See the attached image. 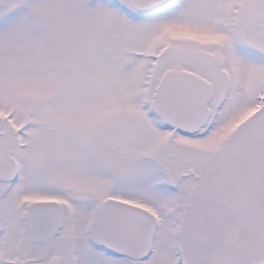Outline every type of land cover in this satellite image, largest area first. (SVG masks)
<instances>
[{
	"label": "rangeland",
	"instance_id": "rangeland-1",
	"mask_svg": "<svg viewBox=\"0 0 264 264\" xmlns=\"http://www.w3.org/2000/svg\"><path fill=\"white\" fill-rule=\"evenodd\" d=\"M176 72L206 88L194 131L173 132L156 112ZM261 105L264 0H182L147 18L134 0H0V112L27 118L50 151L43 169L28 145L32 163L21 151L20 178L3 190L0 264H187L198 184ZM55 166L63 194L45 182ZM190 169L197 175L183 177ZM55 195L61 229L35 245L17 202ZM106 198L156 217L146 259L113 255L94 240Z\"/></svg>",
	"mask_w": 264,
	"mask_h": 264
},
{
	"label": "water",
	"instance_id": "water-1",
	"mask_svg": "<svg viewBox=\"0 0 264 264\" xmlns=\"http://www.w3.org/2000/svg\"><path fill=\"white\" fill-rule=\"evenodd\" d=\"M175 1L151 0L143 12L153 13ZM134 3L141 6L142 0ZM204 111L202 81L183 73L172 74L157 102L161 119L178 131H191L202 121ZM2 172L1 164L0 179H13L15 174L5 176ZM55 205L44 202L32 206L29 221L36 242L52 237L58 221ZM156 226V217L147 209L108 198L92 234L112 254L143 260L152 251ZM186 251L187 264L264 263V105L228 137L199 184L188 214Z\"/></svg>",
	"mask_w": 264,
	"mask_h": 264
},
{
	"label": "flooded vegetation",
	"instance_id": "flooded-vegetation-1",
	"mask_svg": "<svg viewBox=\"0 0 264 264\" xmlns=\"http://www.w3.org/2000/svg\"><path fill=\"white\" fill-rule=\"evenodd\" d=\"M148 2H146L145 0H142L141 6H138L134 3L136 9L140 10L142 17L147 18L150 15H152L153 13L161 12V10H164L166 8H169L172 6L177 7L178 5H180L182 0H176L172 5H169L163 9L157 10V11L153 12L152 14H150V13L144 14L143 9L148 4ZM254 18H256V16ZM176 73H182V72H176ZM203 85H204V83H203ZM204 95H205V108H206V88H205V85H204ZM204 115H205V111H204ZM203 118H204V116H203ZM21 119H23V118H21L20 116H18L16 114L14 116V112H9L8 115H4L0 112V126H1L0 127V165L2 164V169L4 168V172H2V173L5 176H10L13 172H15L13 179H6L8 177L0 179V190L2 191V192H0V198H2L3 190L6 187L9 188L10 186H12L16 182H18V180L20 178V175L22 172L21 164L23 161V159L21 158V153H22L21 151H23V153L26 152V154L25 153L23 154L24 155V161L28 162V163L31 162L29 159L28 145L35 146L34 149L32 150L33 161L35 163L39 161L41 166L43 167V169L46 168V161L48 160V158L50 156L49 145H48V142H46V139L45 138H42V139L39 138L36 140V138H35L36 132L33 134L28 132L29 130H31L30 128L27 127V125L29 123L28 119L27 118H24V120H21ZM29 142H31L33 144H30ZM37 143H38V146H37ZM36 146H37V148H39V151H36ZM172 167H173V165H172ZM14 168H15V171H14ZM41 171H45V170H41ZM48 171H46L44 173L46 185H48L52 189H55L56 191H60L62 194H63V192H66L67 190L64 189L62 184L59 182L60 180L58 177L59 175L57 174V171H56V166H55V169H53V167H52ZM50 172H52V173L55 172L57 177L55 176L54 178H51L49 175ZM190 175H193L195 177L197 174L194 173L193 170L190 169L185 174H183V177L187 178ZM58 199H59L58 196L55 195V197L45 196V197L33 198V200L31 202H26L27 199L25 197H22L17 202L18 206H16V207H18L21 210V212H20L21 214L23 213V226H24L23 228H24L25 232L28 234L31 243L38 245V246H40V245L44 246V245L49 244L50 242H52L56 238V234H58L60 229H61V222H62V204ZM44 202H54L55 204H57L54 206V209H55L54 215H55V217L58 216V221L55 224V226L53 227L54 229H53L52 237L48 241L36 242L33 239V230L34 229H33L32 223L29 221L30 220L29 214H30L32 206L34 204L44 203ZM45 213L48 216L50 213V210L45 211ZM19 219H20V217L18 218V220ZM20 228H21V225H20ZM24 230H22V228H21L19 230V232L24 233ZM24 250L26 251V249H24ZM29 257H31V255H29Z\"/></svg>",
	"mask_w": 264,
	"mask_h": 264
}]
</instances>
